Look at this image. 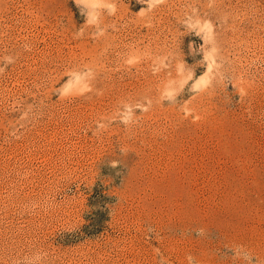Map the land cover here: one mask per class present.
I'll return each instance as SVG.
<instances>
[{
	"label": "rangeland",
	"instance_id": "1",
	"mask_svg": "<svg viewBox=\"0 0 264 264\" xmlns=\"http://www.w3.org/2000/svg\"><path fill=\"white\" fill-rule=\"evenodd\" d=\"M0 264H264V0H0Z\"/></svg>",
	"mask_w": 264,
	"mask_h": 264
}]
</instances>
